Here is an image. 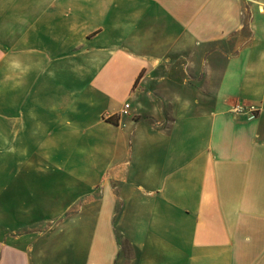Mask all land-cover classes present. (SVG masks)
I'll return each mask as SVG.
<instances>
[{
  "label": "crops",
  "instance_id": "0c3cea01",
  "mask_svg": "<svg viewBox=\"0 0 264 264\" xmlns=\"http://www.w3.org/2000/svg\"><path fill=\"white\" fill-rule=\"evenodd\" d=\"M0 264H264V0H0Z\"/></svg>",
  "mask_w": 264,
  "mask_h": 264
},
{
  "label": "built area",
  "instance_id": "2783aa9c",
  "mask_svg": "<svg viewBox=\"0 0 264 264\" xmlns=\"http://www.w3.org/2000/svg\"><path fill=\"white\" fill-rule=\"evenodd\" d=\"M129 105L125 103L120 111V115L125 116L128 114ZM259 112V109L255 106H242V105H234L231 108V113L235 115H246L247 118H254L257 113Z\"/></svg>",
  "mask_w": 264,
  "mask_h": 264
},
{
  "label": "clouds",
  "instance_id": "9594fccd",
  "mask_svg": "<svg viewBox=\"0 0 264 264\" xmlns=\"http://www.w3.org/2000/svg\"><path fill=\"white\" fill-rule=\"evenodd\" d=\"M12 64L14 67H18L19 66V61L18 60H13Z\"/></svg>",
  "mask_w": 264,
  "mask_h": 264
}]
</instances>
